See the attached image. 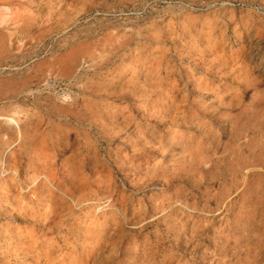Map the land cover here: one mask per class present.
Wrapping results in <instances>:
<instances>
[{
  "label": "rangeland",
  "instance_id": "374dc122",
  "mask_svg": "<svg viewBox=\"0 0 264 264\" xmlns=\"http://www.w3.org/2000/svg\"><path fill=\"white\" fill-rule=\"evenodd\" d=\"M0 264H264V0H0Z\"/></svg>",
  "mask_w": 264,
  "mask_h": 264
}]
</instances>
